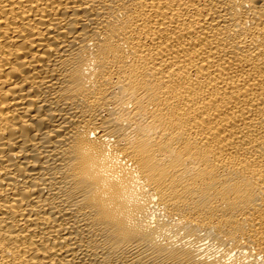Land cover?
Returning <instances> with one entry per match:
<instances>
[{
  "label": "bare ground",
  "instance_id": "1",
  "mask_svg": "<svg viewBox=\"0 0 264 264\" xmlns=\"http://www.w3.org/2000/svg\"><path fill=\"white\" fill-rule=\"evenodd\" d=\"M0 264H264V0H0Z\"/></svg>",
  "mask_w": 264,
  "mask_h": 264
}]
</instances>
